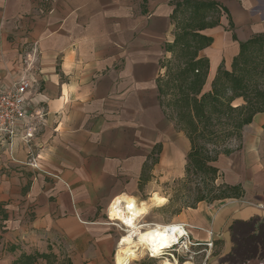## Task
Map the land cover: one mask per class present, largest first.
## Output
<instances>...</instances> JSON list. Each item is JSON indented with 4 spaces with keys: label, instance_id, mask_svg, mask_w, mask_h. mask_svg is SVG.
<instances>
[{
    "label": "crops",
    "instance_id": "crops-1",
    "mask_svg": "<svg viewBox=\"0 0 264 264\" xmlns=\"http://www.w3.org/2000/svg\"><path fill=\"white\" fill-rule=\"evenodd\" d=\"M178 1L0 0V90L26 79L29 112L42 116L29 145L0 142V264H115L122 235L110 206L138 199L146 165L142 189L161 169L183 176L189 142L164 115L156 85ZM209 1L223 10L219 26L202 32L212 39L199 54L209 61L204 92L241 43L264 34V0ZM214 166L220 184L243 195L175 216L194 242L213 243L205 262L195 249L198 264H222L234 230L264 217V114Z\"/></svg>",
    "mask_w": 264,
    "mask_h": 264
},
{
    "label": "trees",
    "instance_id": "trees-1",
    "mask_svg": "<svg viewBox=\"0 0 264 264\" xmlns=\"http://www.w3.org/2000/svg\"><path fill=\"white\" fill-rule=\"evenodd\" d=\"M222 10L213 1L182 0L173 4L170 16L174 40L164 46V51L171 58L162 64L164 74L157 79L156 85L160 108L175 129L184 134L190 146L184 174L178 184L194 183L199 194L193 205L179 208L175 215L195 209L203 202L242 197L240 186L215 185L220 173L214 163L220 156L233 154L235 149L230 148V144L239 143L243 128L255 115L264 114V34L241 43L229 70L221 65L210 90L203 91L209 61L199 54L212 44V39L202 32L219 26ZM154 164L152 161L151 166ZM147 169L146 165L140 190L149 181L145 175ZM241 232L235 229L232 235L231 254L234 257L239 256L243 247L239 241ZM243 236L241 242L248 253L241 264L264 260V219L255 229L252 223L247 224ZM258 252L260 256H256ZM35 258L45 256L36 254Z\"/></svg>",
    "mask_w": 264,
    "mask_h": 264
},
{
    "label": "built area",
    "instance_id": "built-area-1",
    "mask_svg": "<svg viewBox=\"0 0 264 264\" xmlns=\"http://www.w3.org/2000/svg\"><path fill=\"white\" fill-rule=\"evenodd\" d=\"M29 88L28 81L21 79L11 87L0 90V142L7 141L10 144L11 141L19 138L26 145H29L34 139L38 121L42 119V116L29 112V104L26 100ZM30 165L35 169L37 168L33 159H30ZM110 220L112 225L127 236V230L120 227V225H123L119 221L112 218L111 215ZM138 227L140 232H145L149 229H155L157 226L141 225L138 222ZM159 227L162 228L165 234H169L174 238L173 242L167 249L162 250L163 252L157 257H154L151 251L144 250L143 253L147 258L150 260L160 259L161 261L166 259L176 264H194V259L199 255L195 249L203 248L205 254L203 261H206L207 252L211 251L213 247L211 241L205 243L194 242L190 237V228L185 224L176 223ZM133 239H135V236Z\"/></svg>",
    "mask_w": 264,
    "mask_h": 264
},
{
    "label": "rangeland",
    "instance_id": "rangeland-1",
    "mask_svg": "<svg viewBox=\"0 0 264 264\" xmlns=\"http://www.w3.org/2000/svg\"><path fill=\"white\" fill-rule=\"evenodd\" d=\"M238 143H232L230 144V148L232 149H236L237 148ZM149 167V166H148ZM166 169L168 170V168L170 167V163L168 162L165 165ZM178 170H174L173 172L170 173V171H165L164 170H159L157 173L154 174V176L152 177L153 180H151L150 185L146 186L145 188H143L139 195H138V199L136 200V202L138 204L140 203H145L148 206V212L143 215L140 219H139V224L141 225H152V226H168L171 224H176L174 222V218H175V211L178 210L179 208L183 207V206H191L193 205V203L195 202V200L199 197V194L196 191V188L194 186V183L190 184V185H180L178 184V181L183 177H178L176 179H171L169 178L172 175H178ZM164 175L167 176V179L164 178ZM146 177H150L148 176V171L146 172ZM215 185H221L220 181L217 180ZM206 191H203V195H206ZM156 194L158 197L165 199L166 202L162 205V206H154L152 204L151 198L152 196ZM173 201V204L170 203V201ZM226 200H219V201H215L213 203H207V202H203V204L206 205H220L222 203H224ZM184 211V210H183ZM144 218V219H143ZM264 217L259 218V222L256 225V227H258L262 221H263ZM143 219V223L140 222V220ZM145 222V223H144ZM120 227L122 229H125L123 226L120 225ZM242 230L241 232V236L239 237V241L242 244L243 247L240 248L239 250V256H232V254H230L229 257L223 259L221 262L222 264L226 263V264H241L242 261H244L243 259L247 256L248 250L246 247H244L242 238L243 233L246 232V229H240ZM140 231V230H139ZM142 232V231H141ZM122 235V239L124 237H126V235L124 233H121ZM120 239V241L122 240ZM244 239V238H243ZM121 242H119L120 244ZM211 251H215L214 246L212 247ZM256 256H260V253L258 252L256 254ZM161 260L157 259V260H150L149 258H147L144 253H142L141 255L139 254L138 257L136 259H132L130 261V264H160ZM200 262V259H198V256L194 259V264H198Z\"/></svg>",
    "mask_w": 264,
    "mask_h": 264
},
{
    "label": "bare ground",
    "instance_id": "bare-ground-1",
    "mask_svg": "<svg viewBox=\"0 0 264 264\" xmlns=\"http://www.w3.org/2000/svg\"><path fill=\"white\" fill-rule=\"evenodd\" d=\"M115 201V200H114ZM154 206H162L166 200L154 194L151 198ZM148 212L145 203L138 204L135 199L122 196L117 199L109 208L112 218L119 221L127 230V236L120 241L115 253L114 262L116 264H126L131 259H135L144 250H149L154 257L159 256L173 242V237L165 234L161 227L140 232L138 227L139 219ZM135 236V239L133 237ZM160 264H176L166 259Z\"/></svg>",
    "mask_w": 264,
    "mask_h": 264
},
{
    "label": "water",
    "instance_id": "water-1",
    "mask_svg": "<svg viewBox=\"0 0 264 264\" xmlns=\"http://www.w3.org/2000/svg\"><path fill=\"white\" fill-rule=\"evenodd\" d=\"M135 259H136V258H135ZM131 260H132V259H131ZM131 260H130V261H131ZM130 261H129V262H127L126 264H130ZM123 264H124V263H123Z\"/></svg>",
    "mask_w": 264,
    "mask_h": 264
}]
</instances>
